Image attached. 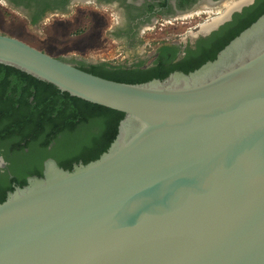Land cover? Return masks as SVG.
<instances>
[{
    "label": "water",
    "instance_id": "95a60500",
    "mask_svg": "<svg viewBox=\"0 0 264 264\" xmlns=\"http://www.w3.org/2000/svg\"><path fill=\"white\" fill-rule=\"evenodd\" d=\"M0 64L123 114L97 159L48 158L7 193L0 264H264V13L163 79L114 81L2 33Z\"/></svg>",
    "mask_w": 264,
    "mask_h": 264
},
{
    "label": "trees",
    "instance_id": "16d2710c",
    "mask_svg": "<svg viewBox=\"0 0 264 264\" xmlns=\"http://www.w3.org/2000/svg\"><path fill=\"white\" fill-rule=\"evenodd\" d=\"M263 13L264 7L252 20L233 22L234 27L227 36L217 40L212 52L197 56L196 63L175 62L173 54L167 58L168 66L159 57L149 68H145L143 62L133 65L102 62L90 65L85 71L126 83L163 79L175 70L186 73L214 60L221 49ZM167 49L164 48L163 53ZM122 118L121 112L62 93L52 84L0 64V153L36 156L33 163L23 164L16 170L19 186L26 184V176L40 174L46 157H54L65 169H71L78 161L87 163L97 159L114 140ZM25 149L28 152L24 153ZM6 190L13 187L1 183L0 203L6 199Z\"/></svg>",
    "mask_w": 264,
    "mask_h": 264
},
{
    "label": "flooded vegetation",
    "instance_id": "af4514ba",
    "mask_svg": "<svg viewBox=\"0 0 264 264\" xmlns=\"http://www.w3.org/2000/svg\"><path fill=\"white\" fill-rule=\"evenodd\" d=\"M229 1L236 0H0V9L26 20L29 26H40L42 31L46 30L47 25L64 26L83 21L96 25L98 33L93 40L88 41L86 48L78 49L77 45H73L72 48L80 53L101 48L104 45V42L101 45V28L103 31L108 26L106 30L109 39L119 43L118 53L132 57L127 65L143 62L145 68H149L159 57L168 66L167 58L173 54L175 62L196 63L197 56L212 52L217 40L227 36V32L234 27L233 22L252 20L264 7V0H247L231 9L222 19L227 21L217 28L209 32L202 31L201 26L217 18L224 9L223 3ZM229 14L230 17H227ZM187 20L204 21L198 25L196 22L194 26H184L188 24ZM175 22L180 24L176 36L168 35L159 39L152 37L156 28L163 30L167 24L174 25ZM164 48L168 49L163 53ZM65 60L83 70H89L92 64L102 63L78 58ZM35 157H24L21 152H8V155L0 153V184H10L13 189L18 187L15 177L19 174L16 170L23 164L33 163ZM48 158L55 159L52 156L46 157L41 163L40 174L28 175L26 180L33 175H42L43 164ZM9 191L12 190H6V195Z\"/></svg>",
    "mask_w": 264,
    "mask_h": 264
},
{
    "label": "rangeland",
    "instance_id": "374dc122",
    "mask_svg": "<svg viewBox=\"0 0 264 264\" xmlns=\"http://www.w3.org/2000/svg\"><path fill=\"white\" fill-rule=\"evenodd\" d=\"M15 16L12 13L7 14L0 9V33L23 40L54 57L62 59L78 58L95 62H112L115 64H128L132 60L131 56L118 53L120 51L119 43H113L109 39L106 30L108 26L104 28L106 31H102L101 28V38L103 39L101 45L104 42L101 48L90 49L80 53L72 48L73 45H77L78 49L86 48L85 46H88V41L93 40L96 32L98 33L96 25L93 26L91 23L83 21L64 26L47 25L46 30L42 31L39 29L40 26H29L26 24V20ZM203 21L187 20L188 24L184 26H194L196 22L198 25ZM179 22H175L174 25L167 24L163 30L156 28L153 31L152 37L159 39L168 35L176 36L179 33ZM88 29L91 30L88 31ZM84 31L85 33H83ZM66 48L69 49L66 51Z\"/></svg>",
    "mask_w": 264,
    "mask_h": 264
},
{
    "label": "bare ground",
    "instance_id": "6f19581e",
    "mask_svg": "<svg viewBox=\"0 0 264 264\" xmlns=\"http://www.w3.org/2000/svg\"><path fill=\"white\" fill-rule=\"evenodd\" d=\"M247 0H236V1H229V2H225L223 3L224 9L221 12V14L213 19L210 20L208 22H205L202 26H201V30L202 31H206L209 30L210 28H212L217 22H219L220 20H222L224 17H226V15L231 11V9L238 7L241 5V3L245 2Z\"/></svg>",
    "mask_w": 264,
    "mask_h": 264
}]
</instances>
